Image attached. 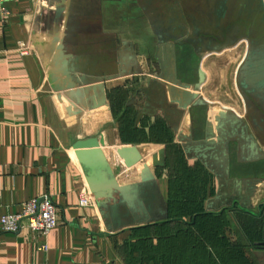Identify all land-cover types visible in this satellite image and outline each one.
I'll return each instance as SVG.
<instances>
[{"label": "crops", "instance_id": "0c3cea01", "mask_svg": "<svg viewBox=\"0 0 264 264\" xmlns=\"http://www.w3.org/2000/svg\"><path fill=\"white\" fill-rule=\"evenodd\" d=\"M157 1L6 3L0 221L49 194L59 225L44 239L0 222V264H160L168 240L190 263L198 216L235 227L234 242L228 228L203 236L209 264H264V118L223 101L217 60L198 64L187 39L155 27Z\"/></svg>", "mask_w": 264, "mask_h": 264}, {"label": "rangeland", "instance_id": "374dc122", "mask_svg": "<svg viewBox=\"0 0 264 264\" xmlns=\"http://www.w3.org/2000/svg\"><path fill=\"white\" fill-rule=\"evenodd\" d=\"M167 0H158L157 6L162 8L158 12L160 18L159 24L155 27H161L163 30L175 31L180 23L182 29H177L178 32L192 31L193 24L191 15L195 18V23L202 21L203 24L196 25L199 32L208 33L207 21L212 24L219 22L216 20V12L222 14V29L218 32L222 33V48H217L222 52L225 50L222 59V99L223 101L231 100L234 97L236 104L247 112H256V115L264 118V5L262 0H190L194 1L189 6H194L193 12L187 9H180L174 2L172 7H168ZM188 13L190 16H188ZM217 16V15H216ZM226 16V17H225ZM221 19V18H220ZM206 22V23H204ZM172 23V25H171ZM215 31L210 27V32ZM217 32V33H218ZM241 43L240 45H238ZM199 47V44H197ZM201 56L198 59L199 63L207 64L210 58L209 52L215 51L216 47L208 45L200 46ZM219 52V51H218ZM229 92V93H228ZM231 92V93H230ZM235 104V105H236ZM264 128V126H263ZM261 128H259V132ZM191 220V218L189 219ZM196 220V219H195ZM244 225L250 226L251 220L242 218ZM240 221V220H239ZM228 224L220 225L219 220L214 219L211 223L209 221H202L201 225L209 230L208 237L212 238L211 242H215L219 238V232L227 229L228 240H236L234 224H230V219L227 218ZM243 225V226H244ZM247 227V228H248ZM258 225L254 226L257 229ZM182 237L180 236V246L183 245ZM234 242V241H233ZM200 245V243H197ZM175 244L169 240L163 243L162 249L157 251V259L160 264H209V259L203 258L204 251L196 250L193 262L186 263L191 255L186 251L180 249L178 258L175 253ZM172 252V255H171ZM230 253L228 252L229 256Z\"/></svg>", "mask_w": 264, "mask_h": 264}, {"label": "built area", "instance_id": "2783aa9c", "mask_svg": "<svg viewBox=\"0 0 264 264\" xmlns=\"http://www.w3.org/2000/svg\"><path fill=\"white\" fill-rule=\"evenodd\" d=\"M14 0H0V18L6 21L10 16V11L6 3ZM22 50L26 51L25 43H21ZM82 203L87 204L88 200L83 197ZM1 228L4 232L18 233L24 226L40 234L42 238H47L50 233L59 225L57 207L52 200V196L44 194L23 203L20 213H7L1 217ZM48 244L44 242L41 249L47 250Z\"/></svg>", "mask_w": 264, "mask_h": 264}, {"label": "flooded vegetation", "instance_id": "af4514ba", "mask_svg": "<svg viewBox=\"0 0 264 264\" xmlns=\"http://www.w3.org/2000/svg\"><path fill=\"white\" fill-rule=\"evenodd\" d=\"M177 6L180 9H183V10L187 9L189 12H193L194 9H195L194 6L190 7L189 4L187 5V8H186L185 7L186 5H184V3H179V4H177ZM216 15H215V18H216V20H220L219 22H216L214 24H212L209 21H207V23L204 22V23L207 24L208 33L199 32V29H198V27L196 25L203 24V22L199 21L198 24H196L195 23V18H193L194 17L193 15H191L192 23L185 22L188 25L189 24H193L194 27H192V31L178 32L177 33L176 32L177 29L180 28V30H181L183 28L181 23H180L179 27L174 31V33L178 34V36H180L181 38L184 37L183 39H187L186 43L180 42V44H186V45H189V46L193 47L194 50L196 51V53H198V52L200 53L199 54L200 56H201L202 53H201V50L199 48H200V46H202V44L205 45V46L208 45V46H211V47H216L215 51L209 52L208 56L210 58L208 59V61L217 60L216 62H219V64L222 65L221 62H222V59L224 57L222 53H224L225 50L222 52L221 51L222 49L221 50H217V48H222V38L226 37V35H224L222 37V33L218 32V30L222 29V22H221L222 14L216 12ZM188 16H190L189 13H188ZM210 27H213L215 29V31L210 32ZM197 44H199V47H198ZM240 44L241 43H239L238 45H240ZM200 56H199V58H200Z\"/></svg>", "mask_w": 264, "mask_h": 264}, {"label": "trees", "instance_id": "16d2710c", "mask_svg": "<svg viewBox=\"0 0 264 264\" xmlns=\"http://www.w3.org/2000/svg\"><path fill=\"white\" fill-rule=\"evenodd\" d=\"M214 219H216V218H214L212 216H198V217H196V220L194 221V223L186 224L188 230L193 234V236L195 238V243L194 244L196 245L197 243H200V245L197 244V247L200 246L201 250L205 248V246H203V244L201 243L202 242L201 240H202L203 236L205 237L206 241H208V242L212 241V238L209 239V237H208L209 231H205L207 229H205L204 226L201 225V222L203 220L204 221L208 220L209 223H211ZM221 242H222V240H221ZM212 243L215 244L214 241ZM219 253H221V254H219ZM212 254L215 255V251L214 250H212ZM216 255H217V252H216ZM218 255L222 256V249L218 250ZM230 258L238 259L231 252H230Z\"/></svg>", "mask_w": 264, "mask_h": 264}, {"label": "water", "instance_id": "95a60500", "mask_svg": "<svg viewBox=\"0 0 264 264\" xmlns=\"http://www.w3.org/2000/svg\"><path fill=\"white\" fill-rule=\"evenodd\" d=\"M262 2H263V5H264V0H262ZM204 77H205V73H204V71H202L201 81L204 80Z\"/></svg>", "mask_w": 264, "mask_h": 264}]
</instances>
